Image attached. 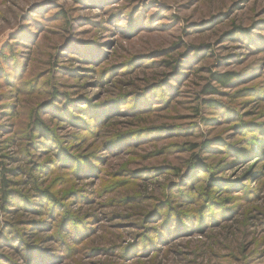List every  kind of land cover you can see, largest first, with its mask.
<instances>
[{"label": "rangeland", "instance_id": "obj_1", "mask_svg": "<svg viewBox=\"0 0 264 264\" xmlns=\"http://www.w3.org/2000/svg\"><path fill=\"white\" fill-rule=\"evenodd\" d=\"M0 163V264H264V0H0Z\"/></svg>", "mask_w": 264, "mask_h": 264}, {"label": "trees", "instance_id": "obj_2", "mask_svg": "<svg viewBox=\"0 0 264 264\" xmlns=\"http://www.w3.org/2000/svg\"><path fill=\"white\" fill-rule=\"evenodd\" d=\"M213 77L215 78V81H217L218 83L222 84L223 86H228L234 80V75L233 74H229V73L228 74H223V75H216L215 74V75H213ZM208 92H213V88H209ZM36 124L37 125H42V123H41V121L39 119H36ZM254 139H257V137H255ZM38 142H42V141L40 140ZM45 144L46 143H44V145ZM10 172H12V171L3 168V164L0 163V187L2 189L3 198H4V201L6 203H9V202L13 203L16 200V197L13 196V192L11 190L10 191L8 190V188H10L11 181H9L7 179V175ZM45 208H46V205H45L44 209ZM161 214H163V213H161ZM156 235L160 237V236H162V233L161 234L156 233Z\"/></svg>", "mask_w": 264, "mask_h": 264}]
</instances>
